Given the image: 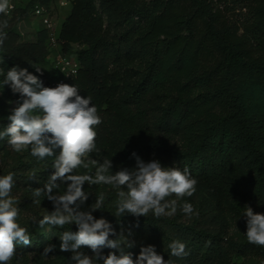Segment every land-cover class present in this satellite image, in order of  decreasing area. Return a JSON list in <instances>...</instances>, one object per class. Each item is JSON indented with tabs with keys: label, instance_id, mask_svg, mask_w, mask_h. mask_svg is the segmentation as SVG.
I'll list each match as a JSON object with an SVG mask.
<instances>
[{
	"label": "trees",
	"instance_id": "1",
	"mask_svg": "<svg viewBox=\"0 0 264 264\" xmlns=\"http://www.w3.org/2000/svg\"><path fill=\"white\" fill-rule=\"evenodd\" d=\"M54 1L30 0L11 17L0 15V21H8L0 52L9 65L26 68L44 87L57 86L50 85L44 71H36L50 54L48 32L41 28L36 41H20L15 23L28 16L30 7L50 9ZM68 1L71 10L61 23L59 41L66 54L73 44L81 47L74 51L80 67L64 83L77 86L85 98L91 96L102 119L96 127L97 147L129 150L132 165L135 152L166 167H187L213 200L234 202L245 233L230 236L227 219L201 190L188 197L190 202L185 197L179 201L193 205L191 216L178 209L172 217L149 213L137 218L113 215L116 190L101 189L97 195L105 194L109 210L93 216L105 218L118 234L131 233L128 238L135 246L123 251L134 260L148 245L175 264L264 258V247L248 243L246 218L241 216L246 205L264 214V0ZM105 20L113 35L105 30ZM119 63L139 64L137 80L128 77L123 86V99L116 97L111 71ZM9 65L0 64V88L19 100V94L3 85ZM10 114L0 106V131L10 123ZM95 200L89 196L83 204L77 202L78 210H90ZM24 205L30 208L32 203L26 200ZM56 228L60 234L77 230L74 224ZM33 232L38 239L31 237L28 246L42 251L47 236L40 226ZM176 239L186 244L187 256H170L168 244ZM79 251L92 253L86 246Z\"/></svg>",
	"mask_w": 264,
	"mask_h": 264
},
{
	"label": "clouds",
	"instance_id": "2",
	"mask_svg": "<svg viewBox=\"0 0 264 264\" xmlns=\"http://www.w3.org/2000/svg\"><path fill=\"white\" fill-rule=\"evenodd\" d=\"M12 5L10 0H0V15L7 16ZM8 27L7 19L0 21V46L7 39L4 31ZM41 72L40 68H36ZM3 85L10 87L13 94H19L16 107L7 117L10 123L0 131V139L7 137V143L14 152L31 150V155L39 160L54 157L50 175L43 188L32 190L33 197L42 195L53 203L54 211L39 220V226L64 227L75 224L77 230L64 231L59 239V249L72 253V264H175L172 259L165 260L156 252L155 246L141 247L134 260L131 253L125 254L124 248H132L135 241L121 231L119 234L105 218H95L93 212L102 210L106 205L104 193L96 195L95 202L88 211H79V204L88 200L89 193L84 185H110L116 190V199L111 201L113 215L121 217L130 214L134 217H147L151 213L155 218L172 217L178 209L191 216L194 208L191 203L182 205L179 201L191 197L196 192L198 180L185 167H166L159 160L144 162L135 152V169L121 168L112 172V161L104 159L102 163L90 159L97 151L96 127L102 123L98 110L91 103V96H81L75 85L60 83L56 87H44L42 81L26 68L14 66L7 70ZM40 88L36 91L33 86ZM95 166V173L76 174L79 168ZM15 173L0 175V264H9L16 254V245L31 243V235L26 227L18 223L19 200L12 195L15 186ZM29 181L38 180L35 173L28 176ZM57 181H60L58 184ZM66 188L61 193H53ZM126 188V190H125ZM175 196V199L171 197ZM79 202V204L77 203ZM33 203L39 204V199ZM76 205V207H72ZM241 216L246 218V238L248 243L264 247V214L255 213L245 206ZM198 215V213H197ZM110 237H115L110 238ZM82 246L91 249L93 255L79 251ZM48 245L42 256L55 249ZM116 249L103 255V248ZM171 257H185L186 244L179 239L168 244Z\"/></svg>",
	"mask_w": 264,
	"mask_h": 264
},
{
	"label": "rangeland",
	"instance_id": "3",
	"mask_svg": "<svg viewBox=\"0 0 264 264\" xmlns=\"http://www.w3.org/2000/svg\"><path fill=\"white\" fill-rule=\"evenodd\" d=\"M30 0H10V4L14 5V8L9 9L8 17H11L14 11L19 7H25ZM62 0H55L54 4L50 8V18L53 23V30L57 33L63 19L67 16L66 14L71 10L69 4L61 5ZM64 1V0H63ZM69 5V6H68ZM98 6V1H97ZM17 32L20 34V41L32 42L37 40L38 32L41 28H44L41 20L33 14V7H30V11L27 17L17 21L15 23ZM104 28L107 32L113 35L112 26L105 20ZM81 46L78 44H73V51L67 53L68 56L72 58L76 57L74 53L75 50L79 49ZM46 61L42 64H39L38 67L44 71L50 80L55 77V57L57 52L50 51ZM0 64L9 65V61L3 56L0 52ZM12 68L11 65H9ZM139 69V64H127L119 63L115 65L111 71L116 78V97L118 99H123V86L128 80V77H131L133 81H136L138 78L137 70ZM12 95L5 93L0 88V106L4 109L11 111L16 107V102ZM90 159L103 162L104 159H109L112 161V172L120 170L121 168L135 169L136 164L132 165L129 160V150L120 149L115 147L109 148H99L97 151H94L90 154ZM144 162L153 160L152 157L142 154L140 156ZM54 157H47L44 160H39L37 157L31 155V150L26 149L22 152H14L12 148L7 143V137L0 140V175H6L9 172H14L16 175L14 177L16 183L12 189V195L19 200L18 207L20 209L18 223L22 227H26L29 231V234L34 239H38L34 234L33 229L36 226H39V220L47 213L54 211L53 203L44 197L43 195L39 198L33 197L32 190L36 188H43L45 183L48 181L50 175L54 172L52 168ZM93 174L95 173V166L89 165L88 169L79 168L76 170V174L84 173ZM35 173L38 180L29 181L28 176ZM59 184L60 181H57ZM66 188V185L61 184L60 189H54L53 193L56 194L58 191L61 193ZM112 188L110 185H93L89 186L87 183L84 185V190L89 193V196L94 197L97 195L98 190H105ZM196 191L201 190L204 193V199L212 203L214 209L223 215L227 219L228 223V233L230 236H237L245 233V227L236 215V210L234 208V202H223L218 203L216 200H213L210 197V194L201 186H196ZM126 190V188H125ZM34 199H39L40 203H33ZM186 200L190 199L185 197ZM26 200H30L32 203L31 207L28 208L24 205ZM189 202L191 201L188 200ZM258 213L257 211H254ZM75 225V224H74ZM76 226V225H75ZM44 235L47 236L48 241L43 243L44 247L48 245H55V249L52 252H49L47 256H42L44 249L42 251L33 249L28 245L21 244L20 250H16V254L9 264H72L70 252H62L59 249L60 243V233L56 227L45 225L43 228ZM115 238V237H110ZM109 252H115L112 249H102L103 255H107ZM116 255H120L115 252ZM88 255H93L90 253ZM237 264H264V258L257 255H249L248 257H237ZM99 264H103V261H100Z\"/></svg>",
	"mask_w": 264,
	"mask_h": 264
},
{
	"label": "built area",
	"instance_id": "4",
	"mask_svg": "<svg viewBox=\"0 0 264 264\" xmlns=\"http://www.w3.org/2000/svg\"><path fill=\"white\" fill-rule=\"evenodd\" d=\"M68 0H62L61 5L68 4ZM12 5V4H11ZM14 8V5L11 6ZM33 14L39 18L44 25V28L47 30V45L48 50L57 52L55 57V78L50 80V85L55 86L60 83H64L67 79L74 76L80 67L78 59L68 56L62 51L61 43L59 41V33L53 30V23L50 18V9L42 6L35 5ZM51 53V52H50Z\"/></svg>",
	"mask_w": 264,
	"mask_h": 264
},
{
	"label": "crops",
	"instance_id": "5",
	"mask_svg": "<svg viewBox=\"0 0 264 264\" xmlns=\"http://www.w3.org/2000/svg\"><path fill=\"white\" fill-rule=\"evenodd\" d=\"M68 4L70 5V8H71V4H70V3H68ZM69 5H68V6H69ZM69 12H70V10H69ZM69 12H68V13H69ZM68 13H67V14H68ZM67 14H66V15H67ZM60 27H61V26H60ZM59 30H60V28H59ZM59 30H58V33H59Z\"/></svg>",
	"mask_w": 264,
	"mask_h": 264
}]
</instances>
